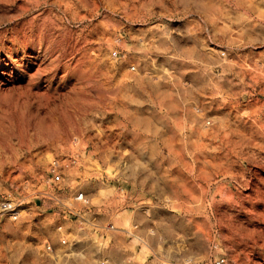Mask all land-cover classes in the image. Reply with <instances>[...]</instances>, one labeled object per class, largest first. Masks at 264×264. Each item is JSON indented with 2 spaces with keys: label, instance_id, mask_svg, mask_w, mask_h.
<instances>
[{
  "label": "rangeland",
  "instance_id": "rangeland-1",
  "mask_svg": "<svg viewBox=\"0 0 264 264\" xmlns=\"http://www.w3.org/2000/svg\"><path fill=\"white\" fill-rule=\"evenodd\" d=\"M0 68V264H264V0H0Z\"/></svg>",
  "mask_w": 264,
  "mask_h": 264
},
{
  "label": "built area",
  "instance_id": "built-area-1",
  "mask_svg": "<svg viewBox=\"0 0 264 264\" xmlns=\"http://www.w3.org/2000/svg\"><path fill=\"white\" fill-rule=\"evenodd\" d=\"M49 173L51 175V179L49 183L52 184H58L60 183L63 175L61 172V168H60V164L58 162L57 159H53L50 163V167H49ZM50 199L59 203L60 200L54 196V195H49ZM74 200L77 202H81L85 205L88 204V200L87 198L84 196L83 193H78L75 197ZM69 211L68 213L71 215L72 211L70 208H68ZM25 211V208L23 207V202L16 199L15 197H11L10 195L6 196V197H2L0 198V217L1 218H7L9 220L12 221H17L21 218L22 213ZM106 230L109 229H113V227H105ZM58 230L61 234V243L63 245L67 244V239L66 237L63 235L64 233L62 232V227L59 226ZM43 248V253L45 254H52L53 253V249L51 247V245L49 243H43L42 245ZM223 262V260L217 262V264H221Z\"/></svg>",
  "mask_w": 264,
  "mask_h": 264
},
{
  "label": "bare ground",
  "instance_id": "bare-ground-1",
  "mask_svg": "<svg viewBox=\"0 0 264 264\" xmlns=\"http://www.w3.org/2000/svg\"><path fill=\"white\" fill-rule=\"evenodd\" d=\"M55 1H57V0H55ZM2 3H3V2H2ZM26 3H27V2H26ZM31 3H32V2H31ZM39 3H40V2H39ZM33 4H34V3H33ZM26 5H27V4H26ZM95 5H96V3H95ZM11 6H12V5H11ZM33 6L35 7V5H33ZM38 6H39V5H38ZM15 7H16V6H15ZM40 7H41V6H40ZM36 8H37V7H36ZM36 8H35V9H36ZM27 9H28V8H27ZM27 9H26V10H27ZM23 14H25V13H23ZM25 15H26V14H25ZM34 18H36V17H34ZM86 18H87V17H86ZM16 35L18 36L19 34H16ZM7 40H8V39H7ZM86 41H87V40H86ZM87 42H88V41H87ZM9 43H10V42H9ZM2 47H3V46H2ZM7 48H8V47H7ZM24 49H25V48H24ZM20 50H21V49H20ZM19 52H20V51H19ZM67 54H68V52H67ZM3 66H4V65H3ZM0 69H1V68H0ZM2 71H4V70H2ZM142 121H143V120H142ZM77 185H78V184H77ZM75 186H76V185H75ZM79 193H82V192H79ZM107 197H108V196H107ZM107 197H106V198H107ZM129 233H130V232H129ZM15 242H16V241H15ZM17 243H18V242H17ZM19 243H20V242H19ZM19 243H18V244H19ZM25 244H26V243H25ZM20 245H22V244H20ZM28 246H29V245H28ZM14 249H17V248H14ZM19 249H21V248H19ZM14 251H16V250H14ZM17 252H18V251H17ZM28 253H30V252H28ZM17 254H18V253H17ZM23 256H24V255H23Z\"/></svg>",
  "mask_w": 264,
  "mask_h": 264
}]
</instances>
